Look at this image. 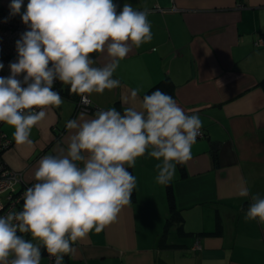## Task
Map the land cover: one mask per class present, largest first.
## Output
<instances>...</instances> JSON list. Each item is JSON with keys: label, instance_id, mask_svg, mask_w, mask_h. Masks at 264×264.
<instances>
[{"label": "crops", "instance_id": "obj_1", "mask_svg": "<svg viewBox=\"0 0 264 264\" xmlns=\"http://www.w3.org/2000/svg\"><path fill=\"white\" fill-rule=\"evenodd\" d=\"M11 2L0 0V11ZM115 2L149 11L152 40L120 61V87L89 96L86 116L111 107L140 110L146 93L170 88L186 113L200 116L203 135L167 185L155 180L158 161L138 158L128 169L137 180L130 204L103 231L78 240L64 264H264V228L244 219L251 199L236 194L243 179L250 194L264 198V45H253L264 39V0ZM92 58L95 66L109 60L106 52ZM67 86L60 88L64 102L33 127L31 146L16 144L14 129L2 125L12 142L4 162L28 181L42 157L67 153L66 123L83 113ZM41 252V264H50Z\"/></svg>", "mask_w": 264, "mask_h": 264}, {"label": "clouds", "instance_id": "obj_2", "mask_svg": "<svg viewBox=\"0 0 264 264\" xmlns=\"http://www.w3.org/2000/svg\"><path fill=\"white\" fill-rule=\"evenodd\" d=\"M9 7L28 29L16 41L18 58L9 65L11 74L0 77V123L14 129L18 145L31 146L33 127L48 109L64 102L54 81L91 104V94L120 87L114 73L133 46L152 40L149 11L129 3L28 0L24 7L23 0H12ZM105 52L108 62L95 66L92 54ZM139 91H131L133 100ZM66 128L71 130L67 153L42 157L35 182L23 193L22 210L0 216V264H41L42 247L54 264H64L78 240L103 231L130 204L137 180L128 169L138 158L158 161V184L172 181L177 164L191 159L202 120L156 89L143 97L140 110L111 107L92 118L80 113ZM236 194L251 199L244 219L264 228V198L250 194L243 179Z\"/></svg>", "mask_w": 264, "mask_h": 264}, {"label": "built area", "instance_id": "obj_3", "mask_svg": "<svg viewBox=\"0 0 264 264\" xmlns=\"http://www.w3.org/2000/svg\"><path fill=\"white\" fill-rule=\"evenodd\" d=\"M24 1L26 4L28 3V0ZM155 10L163 11L164 8L155 6ZM26 30H28L27 26L23 24L21 18L17 19L0 11V63L4 65L3 69H0V77H8L11 74L9 65L12 62H16L18 58L16 41L20 39L21 34ZM253 45L255 47L264 45V39L258 38L254 40ZM18 79L22 81L23 74ZM59 83V81H54V90ZM76 104L77 111L92 113L91 104L85 105L81 103V97H79ZM2 125L3 123H0V216L6 215L12 210H22L23 193L35 182L34 180H26L21 172L14 171L5 164L3 155L11 147L12 142L4 133ZM202 135L203 132L201 130L197 139ZM10 183L11 187H9ZM194 247L200 248L198 240H196ZM44 253L50 264H54L55 258L50 256L46 250Z\"/></svg>", "mask_w": 264, "mask_h": 264}, {"label": "trees", "instance_id": "obj_4", "mask_svg": "<svg viewBox=\"0 0 264 264\" xmlns=\"http://www.w3.org/2000/svg\"><path fill=\"white\" fill-rule=\"evenodd\" d=\"M24 2H25V1H24ZM25 3H26V2H25ZM1 11H2L3 13H5V14L11 16V17H14V18H17V19L21 18L20 15H15V16L10 15V8L5 9V10H1ZM60 88H61V83L58 84V86L55 88V90H56V91H59L60 93H63V90H61ZM65 90H67V91L70 92V86H67V88H66ZM166 91H167V92H166ZM166 91H162V92L167 93V94H169L170 96L172 95V92H171V89H170V88H169V91H168V89H167ZM151 92H152V91H151ZM151 92H148V93H146L145 95L150 94ZM145 95H144V96H145ZM144 96H143V97H144ZM79 97H80V95L78 96V99H79ZM78 99H77V101H78ZM77 101H76V103H77ZM172 213H173V214H172V217H173V218L176 217L178 220L181 219V218H180V215L178 214V212H176V210L173 211Z\"/></svg>", "mask_w": 264, "mask_h": 264}, {"label": "bare ground", "instance_id": "obj_5", "mask_svg": "<svg viewBox=\"0 0 264 264\" xmlns=\"http://www.w3.org/2000/svg\"><path fill=\"white\" fill-rule=\"evenodd\" d=\"M76 109H77V104H76Z\"/></svg>", "mask_w": 264, "mask_h": 264}, {"label": "rangeland", "instance_id": "obj_6", "mask_svg": "<svg viewBox=\"0 0 264 264\" xmlns=\"http://www.w3.org/2000/svg\"><path fill=\"white\" fill-rule=\"evenodd\" d=\"M24 7H26V5H24ZM24 9V8H23Z\"/></svg>", "mask_w": 264, "mask_h": 264}]
</instances>
